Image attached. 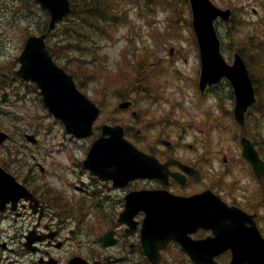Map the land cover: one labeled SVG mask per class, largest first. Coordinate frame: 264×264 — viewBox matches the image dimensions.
Wrapping results in <instances>:
<instances>
[{
	"label": "rangeland",
	"instance_id": "1",
	"mask_svg": "<svg viewBox=\"0 0 264 264\" xmlns=\"http://www.w3.org/2000/svg\"><path fill=\"white\" fill-rule=\"evenodd\" d=\"M219 6L230 4L235 5V20L230 25L223 21L217 22V28L222 40V53L226 59L231 62L233 54L237 46L241 45V40L248 39V45L245 48L250 57V64L256 77L264 83V77H261L258 72L256 63L261 59L264 60V0H214ZM182 12L180 19L174 23V26L169 24V12L167 8L161 5H153L150 9L136 6L131 9L132 23L121 27L116 35L112 38L99 41L98 46L90 45V48H95V51H87L90 48L77 49L74 46V39L67 38L63 31L64 26L59 25L56 30L50 35L49 43L54 50L55 59L61 63L87 65L93 61H98L99 70H76V77L79 78L80 84H77L83 91L94 101L99 102V105H107L109 109L115 106L114 99L120 98L125 91L137 90L142 91L138 98L141 103L138 107L144 111L146 109V101L142 93L145 91L144 83L141 81L143 77L140 75L139 84H134L132 89L130 85H123L125 75L120 77L117 74L104 76L103 72L126 70L130 69L127 66V59L130 60V54L139 57L140 54L147 52L151 60L157 61L162 72V77L167 80L165 88V96L161 97L155 106L160 108V112L165 115L168 111H174V114L181 115L184 119L194 123L196 134L191 133L185 141V149L190 144H193L202 152V143L200 142L204 136L212 138V148L217 152L216 164L219 168L227 170L235 160V153L239 151V143L235 138V132L232 130V119L227 110L233 109L232 100L230 98V86L226 81L219 84L214 89L207 91L204 96H200L198 92V79L200 70V55L199 48L195 44V38L190 20V12L186 10L183 0H179ZM26 5L29 1L25 0ZM189 19V20H188ZM238 24H242L238 27ZM233 30L237 32V36H233ZM249 34V37L240 36ZM25 27L24 23L15 21L9 17L5 9H0V73L6 72V66H10L12 61L21 53L24 44ZM129 40H131L129 42ZM71 42V45H68ZM67 47L69 50H66ZM124 48L127 51L123 52ZM133 49L135 51L132 53ZM173 49L172 54L170 53ZM125 58L126 63L123 61ZM133 70V68H132ZM165 70V73L164 71ZM70 71V70H69ZM164 73V74H163ZM198 73V74H197ZM195 78V79H194ZM124 86H128L125 89ZM142 88V89H141ZM24 89L29 94L26 106L24 103L19 105H8L2 110L0 118H8V114L18 107L19 115L31 114L37 117H42L45 125V134L38 145L29 143L32 152L36 156V160L41 162L46 167V179L49 184L61 190L66 198L75 201L76 197L87 194V190L91 187L92 179L87 170L82 167V161L86 157V153L91 145L93 137L77 138L65 131L62 122L55 118L38 100L37 91L35 92L32 84H24ZM214 94L218 97L215 98ZM218 102V103H217ZM223 109L226 113L222 120H217L215 123L222 126L220 130L210 128L207 125H201L200 122L206 117V111L211 109L217 115ZM106 116H100L96 125H101ZM108 118V117H107ZM105 118V120H107ZM109 118H120L129 126H134V129H144L146 127L154 128L157 124L156 119L150 116V120L140 117L137 121L132 122L129 114L114 113L110 114ZM106 122V121H104ZM155 122V124H154ZM158 125V124H157ZM234 129H236L234 127ZM152 136V135H151ZM264 139V127L261 136ZM15 138H17L15 136ZM133 139V138H132ZM150 139V138H148ZM134 140V139H133ZM135 141V140H134ZM12 140L6 146L13 147L19 145ZM28 143L26 142V145ZM227 157V162H223V158ZM28 158L33 160L32 153L29 152ZM240 173V172H239ZM244 185L255 183V179L249 175L243 178ZM248 188L247 186L245 187ZM222 194V193H221ZM225 197L229 200L233 196ZM263 215H264V211ZM71 226L68 225L67 233L70 234Z\"/></svg>",
	"mask_w": 264,
	"mask_h": 264
},
{
	"label": "water",
	"instance_id": "2",
	"mask_svg": "<svg viewBox=\"0 0 264 264\" xmlns=\"http://www.w3.org/2000/svg\"><path fill=\"white\" fill-rule=\"evenodd\" d=\"M193 25L197 34L201 54L200 87L219 82L223 76L230 78L235 94V117L244 124L245 112L255 101V91L247 65L239 53H235L234 62L229 64L221 53V41L214 25L219 16L229 19L231 9H221L211 0H190ZM48 8L51 18L49 30L55 27L56 21L63 19L71 10L69 0H39ZM45 34L30 35L24 49L16 61L20 62L18 73L25 79H31L41 88L43 99L56 116L65 123L66 130L79 137H86L93 133V122L99 115L100 109L82 93L75 83L72 74L65 71L53 59L46 47ZM130 102L121 103L128 106ZM103 132L97 138L84 160L85 168L102 179H113L115 183H123L135 177H162L163 166L157 159L139 150L131 141L125 138L124 127L120 124H104ZM7 135L0 131V141ZM244 155L251 161L256 173L264 175V162L260 159L254 145L246 138L242 140ZM202 198L189 199L178 197L165 191L142 190L131 193L127 198V212L133 213L135 206L146 211L143 230L145 253L151 260L156 259L159 247H153L152 238L160 236V245L170 238H179L185 231V222L190 219L186 213L189 203L205 204L206 216L203 221L206 226L213 227L212 222L220 218L213 212L232 211L211 192L202 193ZM216 234H218L214 227ZM229 233V232H228ZM250 234H254L249 247L235 251V259L248 260L249 264H264V241L259 239L258 231L254 227ZM229 235V234H228ZM217 244L208 246L211 248ZM75 262V261H74Z\"/></svg>",
	"mask_w": 264,
	"mask_h": 264
},
{
	"label": "flooded vegetation",
	"instance_id": "3",
	"mask_svg": "<svg viewBox=\"0 0 264 264\" xmlns=\"http://www.w3.org/2000/svg\"><path fill=\"white\" fill-rule=\"evenodd\" d=\"M12 96L9 92L8 99L11 100ZM33 126L35 128H30L23 136L27 139V133H32L39 141L42 136L41 125ZM12 138L13 135H10V140ZM161 142L164 144V141ZM161 146L158 144L156 147V154L161 161L175 157L195 170L183 171L177 163H171L169 168L181 171L184 178L181 181L170 174L167 185L158 179L146 184H143L142 179H135L125 185L115 186L112 181L92 178L95 187L87 195L89 213L85 233L78 220L63 221L59 205L53 204L52 190L42 174L45 168L40 163L23 161L28 148H15L13 152L18 156L13 154V161L0 162V165L28 192L0 184V264H68L70 259L77 256L83 257L89 264H154L144 254V213L137 212L131 223L120 220L126 207L127 194L143 188L165 187L176 194L191 195L212 188L206 174L213 175L219 169L216 159L206 164L205 155L195 152L196 147L192 144L187 151L181 146ZM69 223L71 229L70 234H67ZM106 234H110L113 239L102 240ZM189 236L193 241H200L213 237L214 233L204 227H195ZM194 251L201 257L199 261L208 259L206 252ZM215 259L220 264H227L231 260V251H221ZM158 264L208 263L194 260L179 241L170 240L160 250Z\"/></svg>",
	"mask_w": 264,
	"mask_h": 264
},
{
	"label": "trees",
	"instance_id": "4",
	"mask_svg": "<svg viewBox=\"0 0 264 264\" xmlns=\"http://www.w3.org/2000/svg\"><path fill=\"white\" fill-rule=\"evenodd\" d=\"M71 1V12L63 21L64 23V31L63 34L69 38L72 37L74 39V46L79 50L81 48H90V45L94 47L100 40L112 38L116 35L119 27L123 23L130 22L129 13H130V5H138L141 8L150 9L153 5H161L166 7L169 12L168 20L170 26L173 25L176 21L180 19L182 8H180L179 0H70ZM22 3H14V9H18V6ZM30 8H29V17H28V30L30 32H46L48 28V20L49 14L46 9L40 7L36 0H30ZM183 4H185L186 10L189 11V2L188 0H183ZM38 8L41 10V13H36L33 8ZM151 10V9H150ZM22 12H25V9H22ZM23 20V18H22ZM232 22L234 18L231 19ZM190 22V20H189ZM30 28V29H29ZM233 36L236 37L237 34L233 33ZM244 37H248L244 35ZM248 39L241 40V45H239L238 50L244 56L249 69H252V65L250 64V57L248 55V51L245 50V47L248 45ZM68 45H71L69 42ZM51 52L54 54V50L49 47ZM66 50H69L67 47ZM91 50L88 49L87 51ZM134 56L130 57V60H124L127 66H130L131 74L126 71L122 72V75H125L123 80V85H130V89H132L134 84H139L140 75L143 77L141 80L144 83V89L149 91L152 76L148 70H160V66L157 61L151 60L148 56L147 52H144L139 55V57ZM99 62H94L92 64L81 65V64H72L67 63L64 64V67L68 70H72L75 73L76 70H99ZM63 65V64H62ZM8 70H15L10 68V66H6ZM133 68V70H132ZM260 70V72H259ZM146 71V72H145ZM259 75L264 77V67L258 68ZM12 77H17L16 72L11 74ZM254 83L257 87V95L258 100L257 103L252 107L249 114L252 113L254 109L264 114V83H262L256 75L253 76ZM153 82V81H152ZM127 89L128 86H124ZM138 87H141L140 84ZM142 89V88H141ZM125 91L122 94V97H131L135 100L138 99L139 94L142 92L139 89ZM257 115V113H255ZM259 197L264 201V189L260 192Z\"/></svg>",
	"mask_w": 264,
	"mask_h": 264
},
{
	"label": "clouds",
	"instance_id": "5",
	"mask_svg": "<svg viewBox=\"0 0 264 264\" xmlns=\"http://www.w3.org/2000/svg\"><path fill=\"white\" fill-rule=\"evenodd\" d=\"M229 179H231V177H229ZM243 182V181H242Z\"/></svg>",
	"mask_w": 264,
	"mask_h": 264
}]
</instances>
